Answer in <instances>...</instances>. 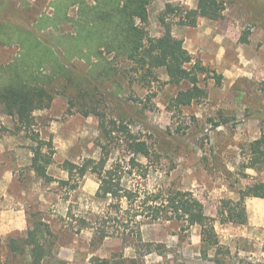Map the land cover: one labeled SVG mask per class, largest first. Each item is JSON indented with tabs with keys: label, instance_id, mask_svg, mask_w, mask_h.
<instances>
[{
	"label": "rangeland",
	"instance_id": "rangeland-1",
	"mask_svg": "<svg viewBox=\"0 0 264 264\" xmlns=\"http://www.w3.org/2000/svg\"><path fill=\"white\" fill-rule=\"evenodd\" d=\"M198 0H152L147 30L159 36L158 14L167 6L196 7ZM222 16L217 21L199 19L195 27L172 26V35L207 70L199 74V86L207 96L200 102L179 109L167 107L178 88L165 84L167 77L158 70L160 83L144 88L126 74L120 78L123 92L118 100L105 92V111L109 116H127L132 133H141L153 150L145 173L136 169L126 174L123 185L146 192L185 191L200 200L205 214L215 217L222 199L237 200L239 192L254 180L264 182L263 172L250 176L241 165L249 158L248 146L264 134V19L256 5L261 0H221ZM52 0H5L0 6V21L31 26L42 14L53 13ZM254 8V9H253ZM76 9H69L75 18ZM71 33L70 24L49 30L44 37ZM241 36L248 43H241ZM19 52L16 45L0 46V64H7ZM211 52H221L215 60ZM78 70L84 64L75 62ZM122 66V70L128 66ZM217 76H221L217 83ZM183 88V87H182ZM181 89V88H180ZM142 112V113H139ZM33 132L51 141L55 154L48 174L67 179L60 165L65 160L80 164L99 157L98 119L84 117L63 96H57L48 109L33 113ZM140 118L141 121H139ZM138 120V121H136ZM16 118L0 106V264H28L25 254L14 256L7 249L8 237L25 236L29 217L43 219L51 230L48 236L50 257L45 264H91L92 259H107L113 264H264V206L247 198L245 225L214 228L223 253L201 252L200 227L184 229L179 221L151 222L138 216L123 200L121 210L112 208L113 199L97 198L99 181L87 173L75 191L67 192L58 183H45L30 170L31 132L15 130ZM117 158L128 160L124 140L113 145L108 166ZM138 172V173H137ZM241 172L247 174L243 177ZM138 174H145V177ZM86 226L81 225V221ZM140 233L144 243L163 246V255L147 253L136 242ZM104 234V235H103ZM103 237V238H102Z\"/></svg>",
	"mask_w": 264,
	"mask_h": 264
},
{
	"label": "trees",
	"instance_id": "trees-1",
	"mask_svg": "<svg viewBox=\"0 0 264 264\" xmlns=\"http://www.w3.org/2000/svg\"><path fill=\"white\" fill-rule=\"evenodd\" d=\"M5 0H0V6ZM152 0H52L53 13L42 14L31 26L0 21V46H13L19 52L7 64H0V106L8 115L16 118L15 130L31 132L35 143L29 149L32 156L30 170L45 183L56 182L67 192L75 191L78 182L87 173L95 175L99 181L95 193L97 198L110 197L115 201L112 208L121 210L124 200L132 217L143 216L151 222L161 219L179 221L184 229L197 225L200 227L201 252L206 254L223 253L214 225H245L247 222L245 200L264 199V182L254 180L239 192L237 200L222 199L216 216L205 214L203 203L191 192L167 191L146 192L141 196L139 189H129L123 185L126 174L136 169L145 173L137 157L152 161L153 150L141 133H132L133 120L127 116H109L105 111V92L110 88V97L118 100L123 92L120 78L128 74L144 88L152 83H160L158 70H162L167 85L178 88L176 97L167 107L168 110L189 106L206 98L207 92L199 86V74L207 70L192 57L182 42L172 35V26L195 27L199 19L217 21L221 18L224 5L221 0H198L193 9L181 6H167L157 16L162 28L159 36H151L147 30L149 6ZM254 6L264 19V0ZM75 8V18L69 16V9ZM254 9V8H253ZM264 22V21H263ZM70 24L72 32L44 37L49 30ZM241 43L248 38L241 36ZM80 62L86 67L78 70L74 66ZM128 66L122 70V66ZM221 76H217L220 83ZM183 87V88H182ZM181 88V89H180ZM57 96H63L71 107L84 117L98 119L100 137L99 157L84 159L80 164L68 160L60 168L66 172L67 179H54L47 172L53 163L55 151L51 141H43L33 132V113L48 109ZM142 113V112H139ZM140 120V118H137ZM138 121V120H136ZM124 140L128 160L117 158L110 166L113 145ZM248 161L241 165L242 171L264 170V134L248 146ZM138 173V172H137ZM145 177V174H138ZM243 177L248 175L241 172ZM29 229L25 236L8 237L7 249L14 256L27 255L28 264H45L50 257L48 236L49 225L36 215L29 217ZM81 225L86 226L84 220ZM104 235V234H103ZM103 238V237H102ZM136 242L147 253L163 255V246L144 243L140 233L135 235ZM91 264H113L107 259L94 258ZM215 264H225L215 260Z\"/></svg>",
	"mask_w": 264,
	"mask_h": 264
},
{
	"label": "crops",
	"instance_id": "crops-1",
	"mask_svg": "<svg viewBox=\"0 0 264 264\" xmlns=\"http://www.w3.org/2000/svg\"><path fill=\"white\" fill-rule=\"evenodd\" d=\"M189 53L192 54L194 52H189ZM210 54H213L215 56V60H219L220 61L221 52H211ZM246 173L249 174L250 176L256 175L255 172L252 169H247ZM261 175H263V178H264V172ZM251 200L258 201V202L261 203L262 206H264V199L251 198Z\"/></svg>",
	"mask_w": 264,
	"mask_h": 264
}]
</instances>
